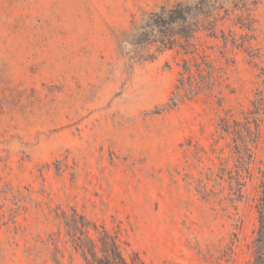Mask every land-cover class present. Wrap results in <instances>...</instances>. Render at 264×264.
Segmentation results:
<instances>
[{"label": "rangeland", "instance_id": "rangeland-1", "mask_svg": "<svg viewBox=\"0 0 264 264\" xmlns=\"http://www.w3.org/2000/svg\"><path fill=\"white\" fill-rule=\"evenodd\" d=\"M198 1L0 0V264H84L62 223L73 211L127 259L252 264L264 102L238 200L217 124L264 98V0L194 9L217 24L188 55L132 43L160 7ZM184 60L211 89L170 109Z\"/></svg>", "mask_w": 264, "mask_h": 264}, {"label": "trees", "instance_id": "trees-1", "mask_svg": "<svg viewBox=\"0 0 264 264\" xmlns=\"http://www.w3.org/2000/svg\"><path fill=\"white\" fill-rule=\"evenodd\" d=\"M206 3L207 0H199L193 6L178 2L169 8L160 7L135 30L132 37L133 45L140 48L154 44L159 50L186 45L183 49L188 55L187 49L196 33L216 27L217 20L192 19L193 10ZM245 42L246 40L238 47H244ZM224 43L228 41L224 40ZM230 43L234 47L237 46L235 39ZM250 57L253 58L251 55ZM196 69L197 74L200 75V70ZM208 69H206V73H209L208 81H204L203 77H200L201 81H198L195 77L196 73L184 60L174 91L168 100V107L174 108L179 103L210 91L209 81L212 82V80ZM263 102L262 93L258 90L255 92L250 109L244 114L242 120L231 119V116L226 115L219 118L217 124L219 135L229 138L230 141L227 144L235 158L234 169L228 171L225 177L230 194L235 195L237 200L242 197L243 173L248 172V166L253 160L252 149L258 140L259 116ZM255 208L257 227L253 240L252 264H264V171L260 172ZM61 218L71 247L84 264H144L136 253L129 259L125 258L114 235H111L104 227L91 223L83 215H78L76 211H73L70 216L62 212Z\"/></svg>", "mask_w": 264, "mask_h": 264}]
</instances>
